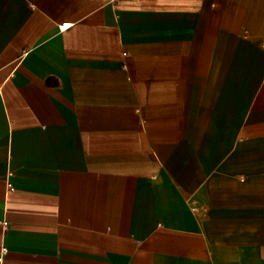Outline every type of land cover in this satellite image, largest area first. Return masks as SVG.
<instances>
[{"label": "crops", "instance_id": "1", "mask_svg": "<svg viewBox=\"0 0 264 264\" xmlns=\"http://www.w3.org/2000/svg\"><path fill=\"white\" fill-rule=\"evenodd\" d=\"M0 264H264V0H0Z\"/></svg>", "mask_w": 264, "mask_h": 264}, {"label": "built area", "instance_id": "2", "mask_svg": "<svg viewBox=\"0 0 264 264\" xmlns=\"http://www.w3.org/2000/svg\"><path fill=\"white\" fill-rule=\"evenodd\" d=\"M69 26V24L68 23H63V24H61V28L62 29H65L66 27H68ZM126 67V66H125ZM4 225H5V227H8V221L7 220H5L4 222ZM6 251V248L4 247L3 248V252H5Z\"/></svg>", "mask_w": 264, "mask_h": 264}]
</instances>
